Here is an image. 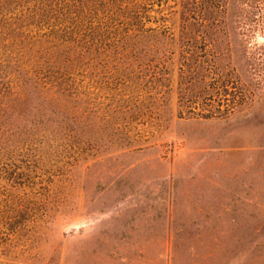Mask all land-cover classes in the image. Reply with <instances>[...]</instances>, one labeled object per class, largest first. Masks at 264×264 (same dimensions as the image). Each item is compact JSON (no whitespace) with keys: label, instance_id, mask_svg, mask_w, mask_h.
Wrapping results in <instances>:
<instances>
[{"label":"rangeland","instance_id":"1","mask_svg":"<svg viewBox=\"0 0 264 264\" xmlns=\"http://www.w3.org/2000/svg\"><path fill=\"white\" fill-rule=\"evenodd\" d=\"M112 1L0 0V264H264V0ZM203 39L248 99L178 116Z\"/></svg>","mask_w":264,"mask_h":264},{"label":"trees","instance_id":"2","mask_svg":"<svg viewBox=\"0 0 264 264\" xmlns=\"http://www.w3.org/2000/svg\"><path fill=\"white\" fill-rule=\"evenodd\" d=\"M117 0H113L116 3ZM134 4L138 0H120ZM174 0H152L157 6L158 11L169 9V2ZM198 5L200 9L205 10L210 7H217L219 0H189ZM222 0H220L221 2ZM181 8L180 15L183 20L190 18L184 15V9L187 1L179 0ZM204 18H198L195 21L203 22ZM179 49L184 53H200L199 58H193L192 62L182 61L178 65L179 80L177 85V115L178 116H195L200 118H210L223 116L232 111L236 106L245 103L248 99L246 95L247 89L239 80L238 76L233 72V68L228 63H221L215 59V49L210 41L202 40L199 45L181 43ZM211 57H207V55ZM200 66L208 72V79L201 83L197 89L191 88L192 71L194 66ZM193 66V67H192ZM52 98L50 93L48 98Z\"/></svg>","mask_w":264,"mask_h":264}]
</instances>
